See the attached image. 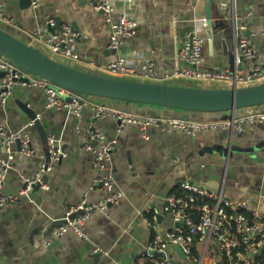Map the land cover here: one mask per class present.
<instances>
[{
  "label": "crops",
  "instance_id": "0c3cea01",
  "mask_svg": "<svg viewBox=\"0 0 264 264\" xmlns=\"http://www.w3.org/2000/svg\"><path fill=\"white\" fill-rule=\"evenodd\" d=\"M0 2L10 19L0 21V27L29 44L33 43L30 29L48 33L45 27L48 17L61 25L69 24L78 32L69 45L80 58L58 56V59H68L78 69L102 75L106 74L92 68L89 62L104 65L122 55L137 70L149 57L160 70L179 65L176 52L182 40L197 29L195 13L205 14L206 9L211 14V25L200 30L205 38L203 67L233 71L234 40L241 34L257 48L264 44V0H233L230 11L222 9V0H133L130 4L112 0L114 17L125 13L137 22L135 34L122 39L118 50L108 47L105 14L93 9L88 0H36V5L30 3L27 7H22L19 0ZM242 24L244 29L240 30ZM258 59L244 60L237 68L248 71ZM147 81L168 83L158 79ZM65 98L71 99L69 95ZM93 98L152 116H181L186 112L181 110L178 114L160 105ZM257 109H264V103L245 111ZM28 110L35 113L37 121V125L33 123L25 128L33 153L18 152L16 140L10 144L16 152L3 180L2 192L17 194L20 176L46 159L42 131L46 132V141L48 134L55 135L66 155L44 174L47 189L35 187L0 206V264H135L151 236L145 214L152 208L162 210L165 196L185 180L221 193L223 198L245 201L264 215L261 157L264 121L244 123L241 133L211 129L189 135L161 126L142 130L135 124L119 129L115 118H95L89 107H84L79 115L65 108H49L44 92L28 86L13 88L7 99L0 102V125L14 131L27 126ZM186 113L188 118L201 120L225 119L231 115L230 112ZM89 130L102 132L104 138L92 144ZM107 144L111 149L105 164L99 168L95 164V151ZM1 145L0 141V156L4 154ZM99 176L114 178L112 191H119L122 196L90 212L82 225L84 237L72 231L58 234L57 227L70 206L84 199L88 204L104 200L108 191L95 183ZM158 222L163 229L171 227L170 220L162 214Z\"/></svg>",
  "mask_w": 264,
  "mask_h": 264
},
{
  "label": "built area",
  "instance_id": "2783aa9c",
  "mask_svg": "<svg viewBox=\"0 0 264 264\" xmlns=\"http://www.w3.org/2000/svg\"><path fill=\"white\" fill-rule=\"evenodd\" d=\"M130 4L133 0H123ZM93 9L105 14L109 26L108 47L118 50L122 39L135 34L136 20L121 13L113 16L114 4L112 0H88ZM233 0H222L224 11L232 10ZM36 5V0L31 1ZM195 11V10H194ZM196 30L182 40L176 54L180 64L174 67L159 69L152 58H146L140 70L127 62L124 56H118L108 64L95 66V62L89 65L97 71H102L109 76H120L136 79H179L193 83L196 86H238L264 80V44L257 48L251 40L239 35L234 40L235 65L242 64L244 60L258 59L248 71H242L235 67L229 69L214 70L202 66L204 60L203 47L204 36L200 33L207 26L205 14L195 13ZM0 21L9 22L10 19L3 11V3L0 2ZM54 18L46 19L47 26H54ZM61 30L46 33L45 30L30 29L29 36L34 45L44 50L50 56L58 58L67 57L79 59L69 45L78 37V32L69 24L60 25ZM244 29V24L240 25ZM264 35V29L262 31ZM19 67V66H18ZM16 67L12 62L0 55V102H4L15 87L33 86L42 90L45 94L46 106L49 108H65L79 115L84 107H89L95 118L112 116L119 122V129L129 124L138 125L142 130L150 126H161L167 130H178L189 135L211 129H230L241 133L244 123L264 121V109L252 110L236 114L231 113L229 118L216 119H192L174 116H152L130 111L121 106L107 102L96 101L90 95H78L76 92L55 84L43 77L33 78L31 74L21 67ZM69 95L71 99H66ZM33 120L27 126L16 131L0 125L1 147L4 154L0 156V206L15 201L20 195L28 194L33 188L47 189L44 174L51 171L56 162L62 159L66 153L60 146L58 138L53 134L47 135L49 158L40 162L38 167L27 174L20 176L21 187L17 194L2 192L3 180L12 166L14 154L10 144L19 141L18 152L25 155L33 153L31 140L26 127L33 124ZM89 139L92 144L96 140L104 138L102 132L89 130ZM91 149V147H88ZM111 146L103 145L95 151V164L103 167ZM264 160V149L261 151ZM95 183L102 184L108 193L104 200L95 204H88L82 200L76 206H70L65 212L63 221L57 227L58 234L72 231L84 237L82 225L90 212L100 210L107 202H116L121 192L112 191L114 178L96 177ZM182 193L169 192L163 201L162 210L152 208L145 214V221L151 230L148 242L142 248L138 262L135 264H264V215L252 208L245 201H232L223 198L221 193L201 187L189 180L179 184ZM167 217L171 227L163 229L159 225V218ZM94 251H101L94 248Z\"/></svg>",
  "mask_w": 264,
  "mask_h": 264
},
{
  "label": "water",
  "instance_id": "95a60500",
  "mask_svg": "<svg viewBox=\"0 0 264 264\" xmlns=\"http://www.w3.org/2000/svg\"><path fill=\"white\" fill-rule=\"evenodd\" d=\"M31 1L19 0V3L22 7H27ZM205 11L207 24L211 25V14L208 9ZM60 25L61 23L56 20V24L48 25L47 30L49 32L61 30ZM0 54L29 73L90 96L202 112L234 113L238 108L250 110L252 106L264 103V80L246 86L199 87L102 75L65 64L44 50L17 38L2 27H0ZM28 114L37 125L35 113L28 110ZM181 117L188 118V114L184 112ZM41 133L48 159L46 132ZM3 138L4 136L0 135V141ZM17 143L20 144L18 140Z\"/></svg>",
  "mask_w": 264,
  "mask_h": 264
},
{
  "label": "bare ground",
  "instance_id": "6f19581e",
  "mask_svg": "<svg viewBox=\"0 0 264 264\" xmlns=\"http://www.w3.org/2000/svg\"><path fill=\"white\" fill-rule=\"evenodd\" d=\"M3 11H4V5H3ZM5 13V12H4ZM6 15V14H5ZM240 65V64H239ZM237 65V66H239ZM237 66L235 65V67L237 68ZM238 69V68H237ZM117 77H120V76H117ZM134 79V78H132ZM147 80H152V79H147ZM165 82H168V83H175V84H178V85H192V86H196L194 85L193 83L189 82V81H185V80H179V79H173V78H168V79H163ZM263 81V80H262ZM255 83V82H254ZM249 84H252V83H249ZM215 85V84H213ZM248 84H245V85H238V86H246ZM234 86V85H233ZM199 87H206V86H199ZM229 87H232V86H229ZM110 99V98H109ZM144 104H150V103H144ZM246 113L247 112H251V111H245Z\"/></svg>",
  "mask_w": 264,
  "mask_h": 264
},
{
  "label": "trees",
  "instance_id": "16d2710c",
  "mask_svg": "<svg viewBox=\"0 0 264 264\" xmlns=\"http://www.w3.org/2000/svg\"><path fill=\"white\" fill-rule=\"evenodd\" d=\"M100 98H102V97H100ZM104 99H105V98H104ZM127 103H131V102H127ZM141 104H142V103H141ZM154 105H156V104H154ZM260 105H261V104H260ZM260 105L252 106L251 109H253V108L257 107V106H260ZM158 106H159V105H158ZM171 109L176 110V111L178 112V114H179L180 111H181L180 109H176V108H171ZM245 109H247V108H238V109H236V114L243 113V112L245 111ZM247 110H248V109H247ZM186 112H195V111H186ZM197 112H199V111H197ZM217 112H228V111H217ZM217 112H216V113H217ZM210 113H215V112H210ZM171 192H176V193H178V194L182 193V191H181L179 188L172 189ZM137 262H138V259H137Z\"/></svg>",
  "mask_w": 264,
  "mask_h": 264
},
{
  "label": "rangeland",
  "instance_id": "374dc122",
  "mask_svg": "<svg viewBox=\"0 0 264 264\" xmlns=\"http://www.w3.org/2000/svg\"><path fill=\"white\" fill-rule=\"evenodd\" d=\"M1 56H3L6 60H9L7 57H5L4 55H2V54H0ZM10 62H12L11 60H9ZM65 64H68V65H71V66H73L72 65V63L70 62V60H68V59H63L62 60ZM16 67H18V65H16L14 62H12ZM76 67H77V65H75ZM75 66H73V67H75ZM19 68V67H18ZM31 74V77H33V78H38L39 76L38 75H36V74H32V73H30ZM210 86H212L213 87V85H210ZM74 92H76V91H74ZM78 95H84V94H82V93H79V92H76Z\"/></svg>",
  "mask_w": 264,
  "mask_h": 264
}]
</instances>
